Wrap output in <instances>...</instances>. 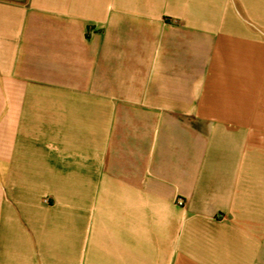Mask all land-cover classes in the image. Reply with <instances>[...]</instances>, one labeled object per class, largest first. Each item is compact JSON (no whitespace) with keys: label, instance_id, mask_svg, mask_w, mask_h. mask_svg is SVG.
Instances as JSON below:
<instances>
[{"label":"crops","instance_id":"1","mask_svg":"<svg viewBox=\"0 0 264 264\" xmlns=\"http://www.w3.org/2000/svg\"><path fill=\"white\" fill-rule=\"evenodd\" d=\"M0 264H264V0H0Z\"/></svg>","mask_w":264,"mask_h":264}]
</instances>
